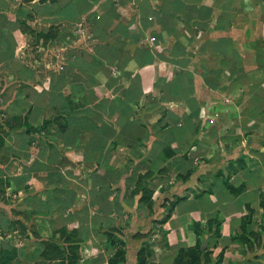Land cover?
<instances>
[{"label":"crops","instance_id":"obj_1","mask_svg":"<svg viewBox=\"0 0 264 264\" xmlns=\"http://www.w3.org/2000/svg\"><path fill=\"white\" fill-rule=\"evenodd\" d=\"M51 1L0 0V79L23 75L10 104L20 93L22 105L37 99L32 116L64 113L70 123L55 150L24 129L6 136L13 158L0 178L13 179L25 217L7 206L1 228L12 232L21 221L27 230L0 238V252L16 249L12 264H110L112 240L121 239L125 264H138L146 247L150 264H174L200 241L210 254L202 264L221 253L220 264H264V0H102L114 2V24L102 46L81 47L77 22L56 14L72 0ZM95 10L82 16L93 19ZM119 24L125 35L114 31ZM53 27L59 40L31 46ZM31 47L45 58L76 57L46 59L30 73ZM136 76L140 104H123ZM73 86L94 90L102 110L73 113ZM97 138L99 146L90 144Z\"/></svg>","mask_w":264,"mask_h":264},{"label":"rangeland","instance_id":"obj_2","mask_svg":"<svg viewBox=\"0 0 264 264\" xmlns=\"http://www.w3.org/2000/svg\"><path fill=\"white\" fill-rule=\"evenodd\" d=\"M90 5L88 7H83L82 11L83 13L81 14V19L79 21H77V23H75L73 30H76L77 32L75 33V40L77 41V45L80 46H84L86 43L93 45V46H102V44L105 42V40L99 35L96 36V30H95V26L99 24H103V20L101 18V16L104 14H106L107 11V7H105V3L107 2H102V0H90ZM95 5H97L99 7V12H95L92 13V18H88L86 19L85 17H83L82 15L84 13H88L89 10H91ZM104 5V6H103ZM114 9V8H113ZM104 11V13L102 14L101 11ZM115 12L117 13L118 10L116 9ZM26 20H32L34 17L33 14H29L27 16H25ZM88 20V21H87ZM25 31L29 28L27 27V25H25ZM100 28V27H99ZM56 29H59V27H56ZM86 29H88L89 34L86 32ZM91 33V34H90ZM57 37V36H56ZM41 40L44 41V43H48V42H55V38L54 39H46V38H41V37H36L34 38L30 43L31 46L33 45V47L36 46H40L41 45ZM57 40L58 37H57ZM63 40V39H62ZM66 41H70L68 39H64ZM20 42V41H19ZM73 42V41H72ZM83 43V44H82ZM65 44H69L68 42ZM81 47V46H80ZM79 47V49H80ZM97 48V47H95ZM53 49V48H51ZM56 49H53V51H55ZM37 50L32 49V47L30 48V56H28V63L29 66H34L36 68L35 70L30 71V73H34L37 72V66L39 67V63H43L42 65H44L46 59H48V61L52 62V63H69L70 60L75 59L76 56H72L70 55V52L67 51L66 53L63 52H59L54 54V52L51 54H49L48 58L41 56L39 54L36 53ZM52 51V50H51ZM79 54V53H78ZM84 56V53H82ZM98 55V54H97ZM78 57H80L81 55H77ZM94 61H100L97 56L94 55ZM44 67V66H43ZM58 68V67H57ZM45 71H43V69L41 70V74L39 76H41L42 74H44ZM57 73L56 69H53L50 72V78L52 79L53 76ZM73 75L70 76V78ZM23 78L22 72L19 71L18 75H15V80L14 82H12L11 80H7L4 77H2V79H0V133L4 135V137L6 138V136L9 134V132H11L10 130L13 131H17V127H19L21 124L25 123L28 116L30 115L29 119H30V123H31V135H34L35 137V143L39 142V140L44 141L43 137L46 139V141H52L55 144L53 146H50L51 148H53V150L57 149V147L59 146V140H57V126L55 125H50L47 127V129H43L44 127V123L46 122V119H49V117H44L42 116L40 113H38L37 111H34V116H32L33 112L31 107L33 105H35V103L37 102V99L33 101H29L24 103V105H22V103L19 100L20 97V93L18 94V98L16 99V102H13L10 104L9 100L15 95V86L14 84L18 81H22L21 79ZM56 78V77H55ZM54 78V79H55ZM84 75L83 76H74V82H79L83 80ZM30 88L35 90L34 87H29V90L27 89V91H30ZM36 91V90H35ZM71 92V90L69 91ZM9 97V99H8ZM73 102L75 103H79V99L77 97L72 99ZM98 103V100L95 101L94 105ZM36 108V107H35ZM30 109V111H29ZM61 126V125H60ZM59 126V129H60ZM44 134V135H43ZM12 156H8L7 155V148H6V141L4 143L3 148H0V170H3V167H5L6 162L10 161V159H12ZM8 160V161H7ZM12 183H13V179L11 177L9 178H0V238H6L8 235H10V239H18L22 236H24L26 234V228L25 226L22 225L21 221H15L11 223V229L13 230L12 232L7 233L6 230H3L1 228V225H4L5 222L7 221V209H11L14 213L17 214V216H21V217H25L24 213H22V201H21V197H14L13 196V189H12ZM8 206V208H7ZM14 232H16V234H14ZM61 235V234H60ZM17 236V237H15ZM12 250H9L7 252H9L8 257H10L12 254L11 252Z\"/></svg>","mask_w":264,"mask_h":264},{"label":"trees","instance_id":"obj_3","mask_svg":"<svg viewBox=\"0 0 264 264\" xmlns=\"http://www.w3.org/2000/svg\"><path fill=\"white\" fill-rule=\"evenodd\" d=\"M31 1V0H27ZM41 3L46 2L47 0H40ZM55 1H51L53 3ZM105 7H107V11L105 14V19L103 20V24H99L98 27L97 25L94 27L96 36H101L104 34V32L108 33V30L112 27L114 24V19L116 18V12L114 8V2L112 1H107L105 4ZM83 13L82 9L79 7L75 6L73 3V0L65 4L64 7L61 8L60 11H58L56 14L61 15L64 19L68 20L71 19L73 22H77L81 19V14ZM100 27V28H99ZM55 27L51 29V31L47 34H41L39 37L41 38H46L48 40L54 39L56 34L54 33ZM114 31H118L121 34H126L127 33V27L124 26L123 24L117 25ZM126 38H123L124 43H126ZM105 48L109 49L108 46ZM81 61L82 59H78ZM108 73L107 71H105ZM80 82V81H79ZM110 83L117 84V81L110 80ZM97 83L93 82V86H95ZM72 91L70 94L66 97L67 104L69 105L71 111L73 113L75 112H80V111H85L87 108L93 106V109L95 111L100 112L103 107L102 102H98L94 105L95 101L97 100V94L93 90L90 92H86V89L84 87L80 86H73ZM141 81L140 77L136 76L131 80V85L128 90H125L123 93V96H125L126 101L122 102L123 104H126L129 102L133 104H140V100L142 99V90H141ZM77 97L79 99V103L73 102V98ZM124 101V100H123ZM106 107L110 109V112L114 113L116 111L115 103H105ZM30 115L28 116L27 120L25 123L21 124L19 127H17V131L24 129L26 131V134L31 135V123L29 119ZM120 119L122 120V117L120 116ZM50 125H55L58 128V132H65L69 129L70 123H69V116L64 114V113H53L52 116L49 119H46V122L44 123L43 129H47L48 126ZM61 125V126H60ZM60 126V129H59ZM9 134L15 132L13 130H10ZM16 131V132H17ZM103 139L102 138H97V139H92L90 141V144L95 143L94 145L99 146L100 143H102ZM5 143V137L3 134L0 133V148H3ZM92 153L94 154L96 151L95 149L91 150ZM147 202H150V198L147 199ZM264 207V203H263ZM165 221H162L161 224H163ZM217 224V229L216 231L214 230V237L219 238L220 237V224ZM212 225V223H211ZM196 233L198 234L199 238L200 235H202V232L199 231L197 228H195ZM112 244L116 247V253L113 259L111 260L110 264H125L126 262V244L123 240H112ZM202 244L199 241L197 243V246L194 248L190 249H182L178 251L176 259L174 264H202L204 261H207L210 254L207 251H203L202 249ZM11 256L8 257L9 252L6 250H3L0 252V264H12V262L15 260L17 252L16 249H13ZM153 252L148 251L147 247L143 248L139 254V259H138V264H150L149 258L152 257ZM224 253H221L218 257V260L214 264H220L221 261L223 260ZM73 264V263H71Z\"/></svg>","mask_w":264,"mask_h":264}]
</instances>
